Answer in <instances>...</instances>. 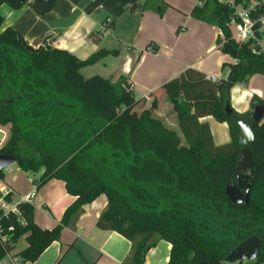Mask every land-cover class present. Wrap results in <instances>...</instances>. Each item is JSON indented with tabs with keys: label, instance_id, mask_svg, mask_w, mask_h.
I'll return each instance as SVG.
<instances>
[{
	"label": "trees",
	"instance_id": "obj_1",
	"mask_svg": "<svg viewBox=\"0 0 264 264\" xmlns=\"http://www.w3.org/2000/svg\"><path fill=\"white\" fill-rule=\"evenodd\" d=\"M146 1L134 3L132 10H145ZM56 2L0 0V6H27L44 15ZM157 11L162 16L164 6ZM231 14L232 8L221 0H202L191 12L195 19L220 28L221 50L235 60L223 64L226 77L215 83L188 68L162 86L187 144L153 116L160 93L150 108L139 113L136 108L142 99H136L125 78L113 82L100 75L84 77L83 67L117 50L101 49L86 59L55 47L31 51L18 31L1 30L0 15V123L11 126L0 154L15 156L26 172L44 167L40 183L63 180L76 197L52 229L35 223L31 202L19 204V215L3 216L0 211L4 233L10 234L8 248L0 243V259L11 254L22 263L34 262L65 227L75 223L86 204L105 195L108 204L97 226L132 242L125 264H144L159 240L171 244L167 264H228L226 257L251 237L262 240L255 264H264L263 118L254 127L250 148L253 175L247 182L248 203L234 207L226 194L228 183H237L241 149L239 127L224 112L227 93L255 74L264 75V53L259 46L253 49L252 40L233 39ZM256 105L264 107V100L254 96L252 107ZM207 116L228 124L230 142L215 145L209 124L200 121ZM10 226L13 230L8 232ZM25 235L28 246L15 252L16 242Z\"/></svg>",
	"mask_w": 264,
	"mask_h": 264
},
{
	"label": "crops",
	"instance_id": "obj_2",
	"mask_svg": "<svg viewBox=\"0 0 264 264\" xmlns=\"http://www.w3.org/2000/svg\"><path fill=\"white\" fill-rule=\"evenodd\" d=\"M138 1L143 0H57L54 9L44 15H37L27 6L13 9L3 4L0 6L1 30L15 29L34 48L47 40L52 47L67 50L80 59L101 49L117 50V54H110L81 71L100 65L97 75L113 82L125 78L132 84L136 99H142L136 108L139 113L150 108L154 95L160 93L163 102L169 101L171 107L167 108L169 113L164 112L160 100L153 116L180 136L176 130L179 127L177 114L168 96L161 93L163 84L188 68L206 76L224 78L223 64L235 60L221 50L218 43L222 36L220 28L191 16L196 4L202 0H149L156 4L148 6L149 1H146L145 10H132ZM159 5L164 6L162 16L157 11ZM39 39L43 41L36 45ZM259 47L264 53V36ZM227 95L234 111L251 113L253 97L264 100V75L255 74L246 83L235 84ZM200 121L209 124L215 145L231 141L227 123L218 122L212 116ZM10 127L0 123V148L10 139ZM10 166L3 170V180L14 190V201L19 202L21 196L35 191L32 199L35 223L42 229L58 225L67 207L76 200L68 193L65 182L51 179L40 183L44 167L30 173L18 164L15 169ZM107 204L105 195L86 204L75 223L65 227L59 239L50 243L34 262L22 263L8 254L0 259V264H125L132 242L118 232L97 226ZM27 246L25 235L16 242L15 252ZM170 250L169 242L159 240L144 264H167ZM246 263L255 264V261L242 264Z\"/></svg>",
	"mask_w": 264,
	"mask_h": 264
},
{
	"label": "water",
	"instance_id": "obj_3",
	"mask_svg": "<svg viewBox=\"0 0 264 264\" xmlns=\"http://www.w3.org/2000/svg\"><path fill=\"white\" fill-rule=\"evenodd\" d=\"M23 44L27 49L35 52L40 51L43 47L48 50L52 49V46L47 40H44L37 48L32 47V45L26 41H24ZM224 112L237 123L239 127L237 141L241 146L236 165V170L238 172L237 183H228L226 194L229 196L231 204L234 207L241 208L244 207L249 200L250 184L247 182L253 175V159L250 148L255 140L254 127L256 123H259L263 118L264 107L262 105H256L250 114H239L236 113L227 102L224 107ZM15 162V156L11 154H0V172ZM261 247L262 240L258 237H251L239 244L226 257V261L228 263L238 264H242L244 261H255L259 256Z\"/></svg>",
	"mask_w": 264,
	"mask_h": 264
},
{
	"label": "built area",
	"instance_id": "obj_4",
	"mask_svg": "<svg viewBox=\"0 0 264 264\" xmlns=\"http://www.w3.org/2000/svg\"><path fill=\"white\" fill-rule=\"evenodd\" d=\"M226 2L232 8L230 16L229 28L233 35V39L239 43L253 41V49L259 46L260 39L264 36V0H221ZM226 77V74H225ZM206 79L212 82H219L222 78L214 76H206ZM11 195V199L6 197ZM14 190L0 178V211L3 216L11 213L20 214L19 204L21 202H31L35 196V191L21 196L20 201L16 202L13 199ZM2 216H0V243L4 248H8V240L10 234L4 233L5 227L2 224ZM19 222L24 223V220L19 217ZM8 232L13 230L10 226Z\"/></svg>",
	"mask_w": 264,
	"mask_h": 264
},
{
	"label": "rangeland",
	"instance_id": "obj_5",
	"mask_svg": "<svg viewBox=\"0 0 264 264\" xmlns=\"http://www.w3.org/2000/svg\"><path fill=\"white\" fill-rule=\"evenodd\" d=\"M154 4H156V2L155 1H149V5L148 6H152V5H154ZM100 65H96V66H94V67H91L92 69H85L83 72H82V74L84 75V77H91L92 75H97V73H99V69H98V67H99ZM160 99H161V107H162V110L164 111V112H166V113H169V111L167 110V108L168 107H171V104H170V102L169 101H167V102H163V100H162V98L160 97ZM175 124H177V123H175ZM177 131H178V133L180 134V136H182L183 137V144H187L186 143V140H185V138H184V136H183V134H182V132H181V130L179 129V127L176 129ZM11 168H13V169H15V168H17V164H12L11 166H10ZM246 264H249V263H246Z\"/></svg>",
	"mask_w": 264,
	"mask_h": 264
}]
</instances>
